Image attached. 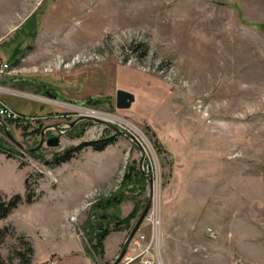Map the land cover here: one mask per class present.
<instances>
[{"label": "rangeland", "instance_id": "rangeland-1", "mask_svg": "<svg viewBox=\"0 0 264 264\" xmlns=\"http://www.w3.org/2000/svg\"><path fill=\"white\" fill-rule=\"evenodd\" d=\"M0 61V106L24 114L0 116V188L23 196L0 219V264H116L150 199L117 264H264V0H0ZM92 110L138 142L85 119L26 149ZM93 215L120 239L96 245Z\"/></svg>", "mask_w": 264, "mask_h": 264}, {"label": "water", "instance_id": "water-1", "mask_svg": "<svg viewBox=\"0 0 264 264\" xmlns=\"http://www.w3.org/2000/svg\"><path fill=\"white\" fill-rule=\"evenodd\" d=\"M28 79L29 80H32L33 78H28ZM43 85L45 87L47 86V84L44 83V82H43ZM48 94L50 96L57 97L56 94H52L50 92H48ZM135 100H136V95H135L134 92L129 91V90H126V89H123V88H120V89L117 90V94H116V105H117L118 108H129V107L132 106V104H133V102ZM81 119H90V120H93V121H98V122L105 123L106 125L110 126L111 128H113V129H115L117 131H120L121 133L129 136L132 140L138 142V140L136 139V137L131 132L123 131L120 127H118L117 125L111 123L110 121H108L106 119L99 118L98 116H94V115H91V114H83V115H80L76 120H74L73 122H70V125H74L76 122H78ZM0 123H2L4 125L6 132L8 134H10V131H9L8 127H7V124L5 123V120L3 118H1V117H0ZM62 126L63 125H62L61 122L60 123L58 122L57 124L45 126L43 128V130H42V135H41V139H40L39 144L36 147L26 148V149L28 151H33V150H36V149L40 148L44 143H46L49 146H59L60 143H61V134H63V129L61 128ZM50 127L57 128L60 134H55V135H53V136H51L49 138H46L45 132ZM144 159H145V156H142V158L140 160V168L142 169L143 174L145 176H147L148 173L144 172V169H143ZM150 203H151V199L148 201L147 205L145 206V209L141 213L139 219L137 220V222L134 225L133 229L131 230L129 236L127 237V239H126V241L124 243V246H123V250H122L120 256L116 260V264L125 256V254L127 252V249H128V244L131 242L133 236L138 231L141 223L143 222V219H144V217L146 215V212L149 209Z\"/></svg>", "mask_w": 264, "mask_h": 264}, {"label": "trees", "instance_id": "trees-1", "mask_svg": "<svg viewBox=\"0 0 264 264\" xmlns=\"http://www.w3.org/2000/svg\"><path fill=\"white\" fill-rule=\"evenodd\" d=\"M21 115H24V114H21ZM41 130H42V127L40 126L38 129H36L35 132L38 131L40 134ZM115 139H116L115 136H110V137L98 139V140L84 141V142L80 143L79 145H77L73 148H69L63 156L57 158V161L61 162V160L65 161V160L70 159L72 157L74 151L82 149L83 147L88 146V145L92 146L97 151H103L109 144L113 143L115 141ZM3 151L4 150L0 147V152H3ZM136 173L140 174L139 171H137ZM131 176H132V173L129 172L128 175H126V179L131 177ZM139 176L141 177L140 179H142V175H139ZM136 184H135V186H136ZM143 187H144V184H143ZM113 197H115V196H113ZM26 199L28 201H32L34 199V195L31 192H28ZM112 199L113 198L110 197V200H112ZM22 200H23V196L20 193H16V194L8 197L3 192V190L0 188V219L7 218L20 205ZM138 203H136L133 211L131 213H129L125 218L118 219L117 222H115L116 227L114 230L122 229L123 226L129 227V228L131 227L132 219L136 216V214L139 210ZM111 230H113V229H111ZM111 230H109V228H108V229H105V231H104L103 227H102V223L98 224V230L96 229V227L95 228L91 227L92 233L94 235L99 234V237H101L99 239V242L96 245L99 246V244L102 243L104 237ZM29 249L31 252L33 251L32 248H29ZM37 264H46V263L45 262H39Z\"/></svg>", "mask_w": 264, "mask_h": 264}, {"label": "built area", "instance_id": "built-area-1", "mask_svg": "<svg viewBox=\"0 0 264 264\" xmlns=\"http://www.w3.org/2000/svg\"><path fill=\"white\" fill-rule=\"evenodd\" d=\"M10 64L8 62L5 61H0V77L3 76L4 74H6L7 72L10 71ZM21 114L14 108H12L10 105H8L6 102L2 101L1 102V106H0V116L3 118H15V117H19ZM157 222L159 221H155L156 225ZM136 243L140 244V241L138 239L135 240ZM142 254H138L135 256H130L128 257V261L132 262L135 261L136 259H140L141 264H151L150 259H145L143 260L141 258Z\"/></svg>", "mask_w": 264, "mask_h": 264}, {"label": "flooded vegetation", "instance_id": "flooded-vegetation-1", "mask_svg": "<svg viewBox=\"0 0 264 264\" xmlns=\"http://www.w3.org/2000/svg\"><path fill=\"white\" fill-rule=\"evenodd\" d=\"M31 78H33V77H31ZM34 79V80H33ZM32 80L33 81H40L39 79H36V78H33ZM47 92H50V93H52V94H55V93H53L52 91H51V89H49V88H47V90H46ZM83 120H85V119H81V120H79L78 122H76L74 125H70V122H68L66 125H64L63 127H65L64 129H63V134H64V136L65 135H77V134H82V133H80V132H82L83 130H78L79 129V125H81V123H82V121ZM50 128H54V129H56V131H57V133H59V131H58V129L57 128H55V127H50ZM50 128H48V129H50ZM47 131V130H46ZM79 131V132H78ZM41 135H42V131H41V133H40ZM45 135H46V132H45ZM52 135H48L47 134V137L46 138H49V137H51ZM40 139H41V137H40ZM94 218H95V215H93V218L91 217L90 218V220H89V223H88V228H89V230H91V227H96V229L98 230V224L99 223H95V225L93 224L94 222H93V220H94Z\"/></svg>", "mask_w": 264, "mask_h": 264}, {"label": "crops", "instance_id": "crops-1", "mask_svg": "<svg viewBox=\"0 0 264 264\" xmlns=\"http://www.w3.org/2000/svg\"><path fill=\"white\" fill-rule=\"evenodd\" d=\"M122 232H123L122 230L121 231H113L108 236H106V238L109 237L110 235H114L116 238H119L120 239V234Z\"/></svg>", "mask_w": 264, "mask_h": 264}, {"label": "bare ground", "instance_id": "bare-ground-1", "mask_svg": "<svg viewBox=\"0 0 264 264\" xmlns=\"http://www.w3.org/2000/svg\"><path fill=\"white\" fill-rule=\"evenodd\" d=\"M90 113H92L94 116H95V114H97V115H100V116H104L103 114H101L100 112H96V111H90ZM91 114V115H92Z\"/></svg>", "mask_w": 264, "mask_h": 264}]
</instances>
